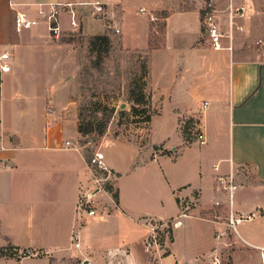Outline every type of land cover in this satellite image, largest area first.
I'll return each mask as SVG.
<instances>
[{
  "label": "crops",
  "instance_id": "crops-1",
  "mask_svg": "<svg viewBox=\"0 0 264 264\" xmlns=\"http://www.w3.org/2000/svg\"><path fill=\"white\" fill-rule=\"evenodd\" d=\"M56 1L0 0V53L11 54V70L0 75V247L11 243L19 252L32 250L19 259L0 257V264H51L52 259L67 254L73 233H79L83 244H93L88 223L104 218L112 226H125L148 218L165 220L184 212L181 205L186 200H193L195 207L183 218L185 226L190 227V219H198L209 223L212 230L224 229L231 210L226 194L217 189V177L229 173L231 165L238 185L233 215L254 214L251 220L241 221L235 232L244 242L264 248V56L249 55L256 48L245 43L263 30V2L226 0L228 7H244L238 21L248 33L244 43L236 40L230 51L208 44L200 7L188 6V0H65L77 3L84 14V33L92 35L103 34L104 25L93 18L90 6L80 3H105L109 13L110 7H116L113 15H118L116 21L122 27V46L150 53L149 143L141 146L132 139L104 137L101 151L108 139L120 147L118 157L104 153L107 165L117 174L118 203L106 197V202L98 204L96 216L82 220L76 207L91 172L82 148L74 142L81 136L77 119H71L76 49L62 42L63 38L51 37L40 15ZM136 3L139 9L133 15ZM18 12L39 23L17 32L14 21ZM151 14L164 21L160 45L153 47ZM60 17L62 36L71 33L70 25L65 24L66 17L69 22L67 12ZM87 20L101 23L102 29L89 32ZM221 22L227 31L228 17H221ZM224 44L228 45L227 38ZM41 64L55 70L60 67L62 73L58 81L47 76L52 87L48 96L36 92L41 77L35 68ZM7 81L11 82L8 94ZM205 101L208 107L201 114ZM50 104L55 109L52 114L48 113ZM190 122H200L204 143L186 139L183 129ZM70 123L77 129L72 137L66 134ZM66 141L80 148H68ZM194 145L198 148L193 149ZM160 146L165 152L155 149ZM216 200L222 204L215 206ZM210 209L218 210L215 219L195 214ZM257 218L260 221L251 230L241 229ZM118 240L109 242V248L128 251L127 245L131 253L126 252L124 260L144 264L130 240ZM203 252L208 248L195 245L184 256L188 261Z\"/></svg>",
  "mask_w": 264,
  "mask_h": 264
},
{
  "label": "rangeland",
  "instance_id": "rangeland-1",
  "mask_svg": "<svg viewBox=\"0 0 264 264\" xmlns=\"http://www.w3.org/2000/svg\"><path fill=\"white\" fill-rule=\"evenodd\" d=\"M188 1V6H195L197 8L201 6L202 2V0ZM261 1L263 2L261 8L264 10V0ZM214 2L220 9L221 16L225 18L227 16L225 13L228 10V5L226 4L230 2L228 3L226 0H214ZM135 5L137 8L133 10V15L139 9V3ZM115 8L110 7L111 12L109 13L110 10L108 9L107 15L101 20L105 28L104 33L110 36L112 43L109 54L104 59L101 67L94 65L96 55L92 56L88 51L87 37L92 34L71 32L60 37L67 39L72 34L75 35V40L72 45L76 49L78 69L71 90V98L75 102L73 105L74 116L71 119H77L78 123L80 108L87 104L90 105L91 102L96 100L112 104L116 107L104 136L98 137L94 133L85 137L80 136L77 140L74 139L75 145H79L82 148V152L87 161L92 153L100 148L102 140L106 135L115 138L132 139L141 144V146L149 143L150 126L148 122L136 121L140 120V117L132 114L133 102L130 99V93L132 91L139 92L141 86H143L142 88L146 94L152 91L150 84V53L148 50H129L122 46V27L118 23L119 20L116 21L118 15H113ZM262 19L264 24V15ZM151 21L153 23L151 28V46L153 47L160 45L161 35L164 32V21L161 18H156L154 21ZM85 23L89 32H98L102 29L100 26L101 23H94L88 20ZM65 24L69 26L67 17L65 18ZM116 25L121 29V33L119 34L114 30V26ZM262 27L263 30L258 36H254L248 41H245L246 34H248L246 28L237 37L240 45L245 41L246 44H252L256 48V52L250 50L252 51L249 53L251 56H264V25ZM54 68L52 65L45 64L38 65L35 68V72L39 73L41 77L40 84L36 89L37 95L48 96L52 91L48 77L50 81H58L60 79L62 75L60 67L57 70ZM5 88L6 94H8L11 89V82L7 81ZM123 104H125L124 107H122ZM122 110H124L123 114L121 112ZM190 126L186 133V138L193 140L197 138L199 130L197 129V124L194 122H190ZM76 132L77 129L75 131L73 123L66 126V134L70 137L74 136ZM154 136L157 139L159 137L158 133H154ZM102 146L101 148L107 156L115 158L120 155V147L115 140L108 139ZM197 148V145L193 146V149ZM155 149L158 152L163 150L161 146ZM91 184L92 180L89 177L87 183L81 188L80 197L91 187ZM111 190L113 195L117 193L115 184L112 185ZM98 196H101L99 202H106L105 198L107 196L104 193L98 194ZM113 200L116 202V198L113 197ZM194 204L195 202L193 200H186L181 205V210L184 212L179 213L177 216L165 220L148 218L140 221L138 225L126 224L124 226L121 224V226H118L116 224L113 227L110 220L104 218L101 219V222L93 224H87L85 221L84 225H89L87 234L93 244L84 243L80 249H77L73 238L78 232L73 233L67 254L62 255L59 259H52L51 264H133L132 260H124L126 255L131 253L129 246L125 245L128 251L126 249L124 250V248H121L123 251L118 250V248L116 250L109 248L110 243L117 242L119 241L118 239L130 240L132 242V249L139 258H143L142 260L145 259L144 264H183L187 260L184 256L186 249L188 248L189 251H193L195 245L199 248H208V252L198 254V258L207 260L212 252L218 250L223 256L224 264H264V248L244 242L233 228L226 226L224 229L216 228L212 230L209 223L198 219H190V227L185 226L183 218L185 219L188 216L187 212L189 214L192 213L195 207ZM96 208L100 209L99 206ZM195 214L207 218L213 217L215 219L218 216V210H202ZM82 217V220L87 219H85V216ZM259 221L260 219L257 218L255 221L245 223L241 225V229L243 228L246 231L251 230ZM178 227L180 229H177ZM143 235L144 239L142 240ZM153 235H156V243H153V246L148 251L146 249V243L148 241L153 242ZM8 253L10 258L19 259L25 255H30L32 250L31 248H24L19 252L11 248Z\"/></svg>",
  "mask_w": 264,
  "mask_h": 264
},
{
  "label": "built area",
  "instance_id": "built-area-1",
  "mask_svg": "<svg viewBox=\"0 0 264 264\" xmlns=\"http://www.w3.org/2000/svg\"><path fill=\"white\" fill-rule=\"evenodd\" d=\"M80 5L90 6V12L93 18H98L100 20L104 19V16L108 13V5L105 3L99 2H81ZM48 12L40 11V15L45 19L47 23V29L51 35V37L55 39H60L63 33V29L61 26V14L62 12H67L69 16V25L70 31L73 33H83L84 32V14L78 10L77 3H73L65 0H57L54 3L48 5ZM144 11V9H141ZM200 11L203 16L204 28L207 33V41L208 44L214 49H228L230 51L234 50L235 42L238 37V33L244 31V25L240 24L238 19L243 16L244 7L237 6L232 7L231 4L228 7V30L224 31L222 29L221 22V12L217 7L214 0H202ZM81 15V16H80ZM151 20H155L156 17L154 15H150ZM39 20L33 19L29 17L24 12H18L15 16V29L17 32H22L23 30H27L37 25ZM119 23V22H118ZM114 30L116 33H121V29L116 25L114 26ZM228 39V45L224 44V39ZM11 54L9 52H1L0 53V74L3 72H9L11 70L10 64ZM208 107V102H204L202 104L200 113L202 114L205 109ZM55 109L53 104L48 106V113H54ZM197 129L199 130L197 133V138L195 139L199 143H204L205 136L202 131V127L200 122L197 123ZM66 147L79 149L80 147L74 146L71 141H66ZM88 165L91 172V187L88 188L82 196L79 198L77 202V213L79 216L85 217H94L98 214V206L99 200L101 199V193H104L108 198L112 197L113 194L110 190V186H112L117 179V174L114 172L112 168H110L106 161L104 152L101 151L100 148L96 149L88 160ZM216 170L219 169L218 166H215ZM217 189L226 194L228 198V206L231 210L230 218L227 222V226L233 228L235 230L236 226L243 220H251L254 214H247L236 217L233 215V204H234V196L235 191L238 187L235 181V171L234 167L231 165V170L229 173L219 175L217 177ZM222 204L221 201L216 200L214 202L215 206H220ZM100 214H105L104 211H101ZM181 223V222H178ZM156 235H153V242L148 241L146 243V249L149 251L153 246V243H156ZM75 247L80 249L83 242L81 241V237L79 233H76L73 238ZM183 264H224V259L220 251L215 250L212 252L209 257L206 259L202 258H194L192 260L185 261Z\"/></svg>",
  "mask_w": 264,
  "mask_h": 264
},
{
  "label": "trees",
  "instance_id": "trees-1",
  "mask_svg": "<svg viewBox=\"0 0 264 264\" xmlns=\"http://www.w3.org/2000/svg\"><path fill=\"white\" fill-rule=\"evenodd\" d=\"M75 40V35H71L69 38H63L61 41L66 43L73 44ZM88 42V51L93 56H95L94 65L96 67H101L104 59L109 54L111 49V38L108 34H94L87 37ZM77 48V47H76ZM1 76H0V85H1ZM146 84V83H144ZM140 87L139 92L132 91L130 93V99L133 102L132 105V114L136 117H140V120L136 121H144L148 122L151 120L152 111H151V99L152 94H146V92ZM116 107L112 104H107L106 102L96 100L90 103V105H84L80 108L79 117H78V132L81 136L85 137L91 134L96 133L98 137H102L106 133L107 126L109 121L114 114ZM122 114L124 110L121 111ZM148 113V114H147ZM190 123L186 124L183 129L184 136L186 137V133L188 128H190ZM189 139V138H186ZM110 190L112 186L109 187ZM112 191V190H111ZM113 194V192H112ZM116 198V203H118V192L113 195ZM13 248L17 250L18 247L9 243L6 246L0 247V257L8 256L9 249ZM9 257V256H8Z\"/></svg>",
  "mask_w": 264,
  "mask_h": 264
},
{
  "label": "water",
  "instance_id": "water-1",
  "mask_svg": "<svg viewBox=\"0 0 264 264\" xmlns=\"http://www.w3.org/2000/svg\"><path fill=\"white\" fill-rule=\"evenodd\" d=\"M124 105H125V104H123V106H122V107H124Z\"/></svg>",
  "mask_w": 264,
  "mask_h": 264
}]
</instances>
